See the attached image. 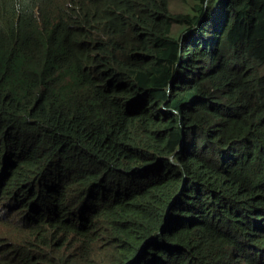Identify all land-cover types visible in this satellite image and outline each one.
Instances as JSON below:
<instances>
[{
  "label": "trees",
  "instance_id": "trees-1",
  "mask_svg": "<svg viewBox=\"0 0 264 264\" xmlns=\"http://www.w3.org/2000/svg\"><path fill=\"white\" fill-rule=\"evenodd\" d=\"M169 2L0 0V264H264V0Z\"/></svg>",
  "mask_w": 264,
  "mask_h": 264
},
{
  "label": "rangeland",
  "instance_id": "rangeland-1",
  "mask_svg": "<svg viewBox=\"0 0 264 264\" xmlns=\"http://www.w3.org/2000/svg\"><path fill=\"white\" fill-rule=\"evenodd\" d=\"M191 2L190 0L179 1V0H170L169 7L172 12H189L190 11ZM217 6L213 4L212 9L215 13ZM261 72H264V63L261 65L260 68Z\"/></svg>",
  "mask_w": 264,
  "mask_h": 264
}]
</instances>
